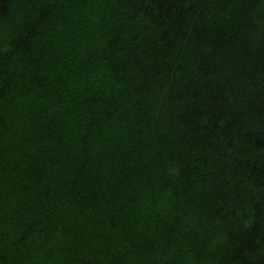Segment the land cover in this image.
Here are the masks:
<instances>
[{
    "label": "trees",
    "instance_id": "1",
    "mask_svg": "<svg viewBox=\"0 0 264 264\" xmlns=\"http://www.w3.org/2000/svg\"><path fill=\"white\" fill-rule=\"evenodd\" d=\"M0 264H264V0H0Z\"/></svg>",
    "mask_w": 264,
    "mask_h": 264
}]
</instances>
